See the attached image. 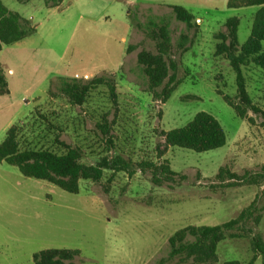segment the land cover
Here are the masks:
<instances>
[{
	"label": "rangeland",
	"instance_id": "374dc122",
	"mask_svg": "<svg viewBox=\"0 0 264 264\" xmlns=\"http://www.w3.org/2000/svg\"><path fill=\"white\" fill-rule=\"evenodd\" d=\"M228 1L63 0L49 7L45 0H3L37 31L0 51L11 91L0 96V142L16 125L27 146L60 150L59 135L82 148L86 164L117 155L134 163L165 158L179 175L159 185L149 171L105 170L100 181L83 179L80 192L70 193L0 162V264H34V253L53 247L79 249L78 264H158L168 256L169 237L178 229L225 222L254 202L261 220L252 217L246 226L264 238V178L252 180L264 174V114L249 111L241 118L218 93L234 97L237 84L229 60L216 55L226 20L240 18L243 44L258 7L230 8ZM172 5L194 14L193 28L176 19ZM157 17L171 21L181 80L166 102L149 91L137 58L142 49L156 52L140 24ZM182 33L190 39L187 50L178 46ZM244 72L253 101L264 111V70L250 63ZM101 75L116 81L118 110L106 85L94 89L83 105L70 103L57 88L61 76ZM200 111L219 119L226 145L206 152L170 147L158 158L161 131L184 126ZM105 113L114 121V147L98 127ZM222 166L246 179L219 177ZM235 181L239 184H231ZM253 254L249 237H228L219 244L217 261L208 264H247ZM163 264L198 263L173 259ZM254 264H263L261 256Z\"/></svg>",
	"mask_w": 264,
	"mask_h": 264
},
{
	"label": "trees",
	"instance_id": "16d2710c",
	"mask_svg": "<svg viewBox=\"0 0 264 264\" xmlns=\"http://www.w3.org/2000/svg\"><path fill=\"white\" fill-rule=\"evenodd\" d=\"M27 2L29 0H19ZM49 7L59 6L63 0H45ZM230 8L257 6L254 13L251 33L243 44L239 42L238 16L226 20V32L217 35L216 55L227 58L235 72L237 93L232 97L218 90L224 100L235 110L241 118H246L249 111L255 114H264L263 109L257 105L248 90L244 66L255 63L264 70V0H229ZM172 12L177 20L184 22L191 29L195 24L194 14L182 5H172ZM147 36L155 42L156 52L142 49L137 58L147 77L149 91L153 97L166 102L181 84L178 78V63L173 58L174 43L171 34V21L166 17L150 19L144 25ZM37 31L30 19L18 12L11 11L0 0V51L4 46L17 43ZM189 36L180 35L178 46L187 50ZM130 46L128 50H134ZM101 85L108 86L112 102L118 110V92L116 81L113 77L101 75L89 80L79 78L59 77L57 88L74 105H83L91 92ZM10 87L5 70L0 64V96L9 94ZM109 113H105L102 121L98 123L100 130L109 139V144L114 147L112 140V123ZM163 143L158 146V158H163L170 147H181L197 152H206L221 148L227 143V133L213 114L200 111L184 126L169 130H162ZM60 150L50 147H33L25 145L26 140H21V127L12 126L6 132L5 139L0 142V162H7L17 166L20 172L27 177L46 180L70 193L80 192L81 180L100 181L105 170L113 172L126 171L130 175L137 170L151 172L152 181L162 185L175 180L179 173L174 170L168 159L163 158L159 163L145 159L134 163L120 155L115 157L104 156L96 164L83 162L84 153L81 147L72 146L58 135L56 138ZM163 146V148H161ZM228 173L230 178L246 179V177L232 171L230 167L222 166L219 177ZM264 178V174L252 175L253 181ZM231 184H239L233 182ZM255 202L245 208L237 217L219 224H189L178 229L169 237L170 250L167 257H163L158 264L169 260L179 259L182 263L192 260L198 264H208L217 261L219 244L228 237H249L253 256L247 264H254L259 256L264 264V238L260 233L246 226L254 217L257 223L261 220ZM81 256L79 249L66 247H53L42 249L34 253V264H78L77 258ZM225 264H242L238 260H231Z\"/></svg>",
	"mask_w": 264,
	"mask_h": 264
}]
</instances>
